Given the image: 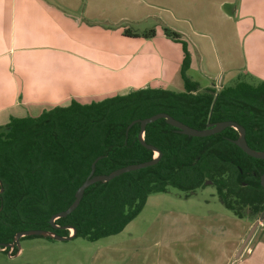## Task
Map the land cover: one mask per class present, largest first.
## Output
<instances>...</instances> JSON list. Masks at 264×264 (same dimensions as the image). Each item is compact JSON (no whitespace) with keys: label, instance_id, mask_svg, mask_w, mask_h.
I'll return each instance as SVG.
<instances>
[{"label":"trees","instance_id":"trees-1","mask_svg":"<svg viewBox=\"0 0 264 264\" xmlns=\"http://www.w3.org/2000/svg\"><path fill=\"white\" fill-rule=\"evenodd\" d=\"M163 30L183 46L184 90L143 87L90 103L73 99L67 106L13 116L0 125V243L10 244L18 232L31 229L69 235V229L54 227L50 219L70 207L98 156L103 155L95 174L154 159L156 151L139 139L141 124L128 130L136 119L165 112L198 129L234 120L245 127L249 145L264 151V81L238 79L219 89L202 88L188 75L191 53L184 34L169 25ZM124 34L150 38L156 29L137 33L125 28ZM239 136L235 127L190 136L165 118L152 121L144 138L160 152L158 162L91 184L78 207L55 222L75 227L74 238L97 241L122 232L151 194L173 186L190 197L207 184L216 186L220 201L236 216L256 220L264 210V159L239 147L233 141Z\"/></svg>","mask_w":264,"mask_h":264},{"label":"crops","instance_id":"crops-1","mask_svg":"<svg viewBox=\"0 0 264 264\" xmlns=\"http://www.w3.org/2000/svg\"><path fill=\"white\" fill-rule=\"evenodd\" d=\"M165 25L184 34L188 75L202 88L244 79L247 67L264 70L262 59L251 64L248 57L249 38L264 33V0H0V125L73 99L90 103L143 87L184 90L183 46ZM149 27L156 29L150 38L124 34ZM238 224L228 260L251 227L246 219ZM254 235L243 253L258 250L264 260V237L253 247ZM181 237H168L173 251Z\"/></svg>","mask_w":264,"mask_h":264},{"label":"rangeland","instance_id":"rangeland-1","mask_svg":"<svg viewBox=\"0 0 264 264\" xmlns=\"http://www.w3.org/2000/svg\"><path fill=\"white\" fill-rule=\"evenodd\" d=\"M215 46L217 53L225 58L224 49L218 44ZM248 49L251 64L260 59L264 62V33L249 38ZM258 52L261 56H257ZM246 70L249 73L243 80L251 83L264 80V70L259 74L248 67ZM196 76L208 80L203 73ZM235 82L231 81L230 85ZM246 220L251 227L256 221ZM238 221L244 222L245 218H239L224 206L214 184L198 188L190 197L170 186L169 192L151 194L142 212L118 234L97 241L82 237L70 240L45 236L22 238L19 244L22 254L10 256L0 250V264H264L258 250L254 257L248 250L237 256L243 242L228 260L233 251L230 240L239 229ZM69 232L73 234V230ZM254 234L253 247L264 237V220ZM170 235L182 236L176 251L168 245Z\"/></svg>","mask_w":264,"mask_h":264},{"label":"water","instance_id":"water-1","mask_svg":"<svg viewBox=\"0 0 264 264\" xmlns=\"http://www.w3.org/2000/svg\"><path fill=\"white\" fill-rule=\"evenodd\" d=\"M159 118H165L167 123H169V124H171L177 128L178 132H181L183 134H187L190 136H198V137H204V136H209V135H213L216 133H220L227 127H235L239 131L240 136L233 141L239 147H241L247 154H249L253 157L264 159V151L256 150L249 145V143L246 139L245 127H243L241 124H239L238 122H236L234 120H223V121H218V122H210V123H208L206 128L198 129V128L192 127V126L184 123L183 121H180L179 119H177V118L173 117L172 115L165 113V112H160V113H157L155 115H152V116L146 117V118H139V119L132 121V123L128 126V130L135 123L141 124L139 139L141 140V142L146 147L156 151V155L154 156V159L149 160V161H145V162H141V163H133L130 165H126L124 167H121V168L114 170L113 172H111L109 174H95L97 162L103 157V155L98 156L92 163V169H91L89 176L86 178V180L77 189V191L75 193V200L70 205V207H68L66 210L55 213L54 215H52V217L50 219V222L54 227H61V228H65V229L71 228L73 230V234L60 235L54 231L44 230V229L24 230V231H20L16 234L14 242H12L10 244L0 243V247L10 246L13 248L16 245L17 246V252L15 253V255H17L22 249L19 245L20 244V238L23 236H26V235H41V236L51 237L52 239H58V240H70V239L74 238V235L76 233V228L73 226H70V225L59 226L55 222L56 219L59 217H65V216L69 215L71 212H73L78 207V205L80 204L81 199L84 196L86 188L89 187L91 184L98 182V181H109V180H112L113 178H115L116 176H119L125 172L137 170V169L144 168V167H148V166H151V165H154L155 163H157L159 160V157H160V152L153 145H150L145 141L144 132H145V129H146V126L148 123L155 121ZM210 182L211 181H208V183H210ZM261 184L264 187V174H262V176H261ZM263 220H264V210L262 211L260 218L255 221V223L251 227L249 233L247 234L245 240L243 241V243L239 249V252L237 253L238 257L241 256L243 251L246 249V247H247L250 239L254 235L257 227L260 225V223Z\"/></svg>","mask_w":264,"mask_h":264},{"label":"flooded vegetation","instance_id":"flooded-vegetation-1","mask_svg":"<svg viewBox=\"0 0 264 264\" xmlns=\"http://www.w3.org/2000/svg\"><path fill=\"white\" fill-rule=\"evenodd\" d=\"M22 238H20V240H21ZM17 246L15 245L13 248L12 247H10V246H4V247H0V250H2V251H4V252H7L8 254H10V252H11V250H13L12 251V254H14L15 255V253L17 252V250L15 249ZM8 248V249H7ZM7 249V250H6Z\"/></svg>","mask_w":264,"mask_h":264},{"label":"built area","instance_id":"built-area-1","mask_svg":"<svg viewBox=\"0 0 264 264\" xmlns=\"http://www.w3.org/2000/svg\"><path fill=\"white\" fill-rule=\"evenodd\" d=\"M70 230H72V229L70 228ZM12 251H13V250H11V252H10V254H9L10 256H14V254H12Z\"/></svg>","mask_w":264,"mask_h":264}]
</instances>
